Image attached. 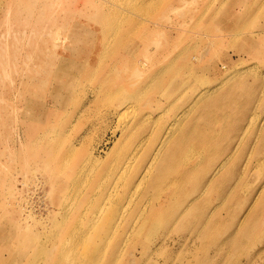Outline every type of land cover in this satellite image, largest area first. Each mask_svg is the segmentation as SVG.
<instances>
[{
  "label": "rangeland",
  "instance_id": "rangeland-1",
  "mask_svg": "<svg viewBox=\"0 0 264 264\" xmlns=\"http://www.w3.org/2000/svg\"><path fill=\"white\" fill-rule=\"evenodd\" d=\"M228 69L206 101L237 114L216 133L229 118L243 136L225 180L191 194L160 156L154 190H134L182 103ZM0 264H264V0H0Z\"/></svg>",
  "mask_w": 264,
  "mask_h": 264
},
{
  "label": "bare ground",
  "instance_id": "bare-ground-1",
  "mask_svg": "<svg viewBox=\"0 0 264 264\" xmlns=\"http://www.w3.org/2000/svg\"><path fill=\"white\" fill-rule=\"evenodd\" d=\"M229 17L231 20L239 19L238 13L234 11H231ZM175 24L176 23H173V25ZM262 32L263 31H260L258 35H260ZM176 58H178V55L172 56L173 61ZM144 66H147V65L145 63H141V67L143 68L134 67L131 73L136 74V75H142L143 74L142 71L144 72V69L147 68V67L144 68ZM153 68H154L155 74H161L165 71V67H159L158 65H156L155 67L153 66ZM241 73L242 71H239V70L235 72L232 69H228L225 74L223 82H219L218 85L216 83L210 88L205 87L201 91L197 92L196 95L194 96L191 95L188 98H186V100L182 103L180 112H177L174 114V115H177L175 117V120L170 122L171 124H169L167 127H165L162 130L161 136L157 142L158 144H156L155 146L156 149L153 152L152 156L150 157L149 162L146 164V166L142 170L138 178V181H137L138 183L133 188L134 190H136V187L140 188L141 185H144L145 182L147 181H148V186L151 185L152 189L154 190L156 181L154 180L155 178L153 177V175L151 176V170L153 166L156 164V162L158 161L160 156H162V160L166 161V163H170L171 165H173L174 169L178 170L179 168H182L186 170L183 174L175 176L172 179V183H179V182L185 181L186 177L190 178L191 175L192 177L196 179L195 183L192 185L191 190H189L191 194L196 193L198 195L200 194L201 191L205 193L206 191H208L210 187L216 184L217 181H219L218 183H220L225 180L224 171H225V167L227 163L231 159L232 149L233 147L237 148L241 145L243 136L238 138L237 135L233 137L229 134L230 132L233 131L230 128V126L233 125L234 120H235V119H229V118L224 119V122H227L228 124L227 127L225 129H222L221 133H216L217 130L212 129V128H213V125H216L220 121L217 117H223V116L228 117V116H234L237 114L236 113H226V112L213 113L211 106L208 105L209 102H206V101L213 94V92H218L223 87L221 85H223L224 83H226V81H228L229 79ZM130 88H131L130 86L127 87L128 91L130 90ZM235 89H236V85L235 86L231 85L230 87H228V89H226V92H233ZM114 97H116L119 100L118 89H116ZM45 104H47V100L45 101ZM197 107H199L198 110L201 111L203 114L202 115L203 119H201L200 121L201 123L196 122V119L195 118L193 119L190 116L192 113V110ZM240 108L243 109L244 105H241ZM143 115L148 116L149 114L144 113ZM181 121H187L186 123L188 125L187 126L184 125L183 128H180L179 122ZM249 122L252 123V118L249 120ZM113 131L114 130H112V132ZM244 132L245 130L243 131V134ZM228 135L231 137H229ZM223 141H228V142H226L227 144L226 143L221 144ZM221 149H225V150H221ZM256 151H257L256 148L251 150L252 154L254 152L255 158L257 157ZM196 152H198V154H196ZM241 155L242 154H240L239 157H241ZM134 156L135 154L131 155L130 158H127L123 166L126 167L133 160ZM241 161L242 160L239 159L236 164L240 165ZM190 167L191 168L197 167L199 168V170L192 174V170L190 169ZM240 174H241V169L240 171L239 170L237 171V175H238L237 178H240ZM223 187H221V189ZM181 188L182 186L179 187V189ZM132 193L134 194L135 192L132 191L131 195ZM104 194L105 195L103 196L102 201L99 204L96 212L91 217L92 223H95L99 218L102 219V217H105L109 203L111 201L113 202V199L116 198V196L118 198V195H119V193H117L116 188L114 186H111L110 188H108V190ZM127 196L128 197H126L127 200L125 202V205L127 203L126 207H129L134 197L130 195H127ZM137 210L139 211L137 216H133L132 217L133 219L131 218V219L126 220L123 228L126 229L128 226L132 224L134 220L136 223L139 219H141V217L144 214V210L145 211L147 210L146 204H142L140 208H138ZM125 211H127L126 208H125ZM125 211L122 210V212H120V214H118L117 217H114L115 218L114 225L112 224L113 220L111 221V224L113 226L110 232L107 233L108 236H110L111 233H114L113 232L114 230H118L120 228V223L122 222L124 216L127 213ZM119 242H120V238L118 237L114 241V243L109 247L110 256L115 255L116 251L118 250Z\"/></svg>",
  "mask_w": 264,
  "mask_h": 264
}]
</instances>
